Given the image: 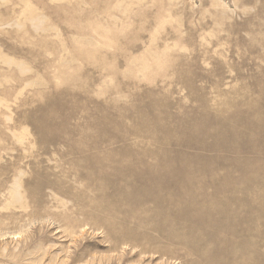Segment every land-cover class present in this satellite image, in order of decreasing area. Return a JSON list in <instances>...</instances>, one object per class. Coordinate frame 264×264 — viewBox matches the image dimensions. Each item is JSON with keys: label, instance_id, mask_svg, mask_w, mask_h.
<instances>
[{"label": "rangeland", "instance_id": "374dc122", "mask_svg": "<svg viewBox=\"0 0 264 264\" xmlns=\"http://www.w3.org/2000/svg\"><path fill=\"white\" fill-rule=\"evenodd\" d=\"M0 264H264V0H0Z\"/></svg>", "mask_w": 264, "mask_h": 264}, {"label": "bare ground", "instance_id": "6f19581e", "mask_svg": "<svg viewBox=\"0 0 264 264\" xmlns=\"http://www.w3.org/2000/svg\"><path fill=\"white\" fill-rule=\"evenodd\" d=\"M238 94H239V93H238ZM25 145H26V144H25ZM68 146H69V145H68ZM70 148H71V147H70ZM74 148H75V147H74ZM76 148H77V147H76ZM34 149H35V148H34ZM64 149H65V147H64ZM71 149H72V148H71ZM76 150H77V149H76ZM60 151H61V150H60ZM69 151H70V150H69ZM72 151H73V150H72ZM28 153H29V152H28ZM72 153H73V152H72ZM77 153H78V152H77ZM96 153H97V152H95V154H96ZM91 154H93V153H91ZM97 154H98V153H97ZM100 155H101V154H100ZM106 155H107V154H106ZM64 156H65V155H64ZM69 156H70V155H69ZM72 156H73V155H72ZM76 156H77V155H76ZM22 157H24V156H22ZM67 157H68V156H67ZM85 157H86V156H85ZM87 157H89V156H87ZM91 157H92V156H91ZM96 157H97V156H96ZM96 157H95V158H96ZM74 158H75V157H74ZM93 158H94V157H93ZM97 158H98V157H97ZM61 159H62V158H61ZM65 159H66V158H65ZM65 159H64V161H66ZM79 159H80V158L78 157V160H79ZM89 159H91V158H89ZM98 159H99V158H98ZM74 160H75V159H74ZM82 160H83V159H82ZM91 160H92V159H91ZM95 160H96V159H95ZM99 160H100V159H99ZM105 160H106V159H105ZM76 161H77V160H76ZM93 161H94V160H93ZM100 161H101V160H100ZM100 161H99V163L102 162V161H101V162H100ZM66 162H67V161H66ZM69 162H70V161H69ZM103 162H104V161H103ZM67 163H68V162H67ZM71 163H72V162H71ZM73 163H75V162H73ZM81 163H82V161H81ZM81 163L79 162V165H80ZM105 163H106V162H105ZM75 164H76V163H75ZM82 164H83V163H82ZM103 164H104V163H103ZM72 165H73V164H72ZM95 165H96V164H95ZM77 166H78V164H77ZM98 166H99V165H98ZM142 166H143V165H142ZM143 167H144V166H143ZM111 170H112V169H111ZM71 171H72V170H71ZM74 171H75V170H74ZM81 172H82V171H81ZM117 172H118V171H117ZM163 172H164V171H163ZM89 173H90V172H89ZM101 173H102V172H101ZM118 173H119V172H118ZM127 173H128V172H127ZM68 174H69V173H68ZM92 174H93V173H92ZM98 174H99V173H98ZM116 174H117V173H116ZM120 174H121V173H120ZM120 174H119V175H120ZM119 175H117V176H119ZM122 175H123V174H122ZM154 175H155V174H154ZM76 176H77V175H76ZM84 176H85V173H84ZM88 176H89V175H88ZM107 176H108V175H107ZM123 176H124V175H123ZM129 176H130V175H129ZM129 176H128V177H129ZM155 176H158V175H155ZM155 176H154V177H155ZM85 177H86V178H89L90 176H89V177L85 176ZM121 177H122V176H121ZM95 178H96V177H95ZM185 178H186V177H185ZM28 179H29V178H28ZM91 179H94V178H91ZM96 179H97V178H96ZM96 179H95V180H96ZM26 180H27V179H26ZM83 180H84V179H83ZM101 180H102V179H101ZM24 181H25V180H24ZM63 181H64V180H63ZM120 181H121V180H120ZM25 182H26V181H25ZM96 182H97V181H96ZM137 182H138V180H137ZM125 183H126V182H125ZM120 184H121V183H120ZM122 184H123V183H122ZM106 185H107V184H106ZM124 187H125V186H124ZM73 189H74V188H73ZM135 189H136V188H135ZM179 189H180V188H179ZM69 191H70V190H69ZM59 192H60V191H59ZM158 192H159V191H158ZM124 194H125V193H124ZM127 195H128V193H127ZM127 195H126V196H127ZM146 198H147V197H146ZM161 200L163 201V199H161ZM34 203H35V202H34ZM200 209H201V208H200ZM196 210H198V209H196ZM194 211H195V209H194ZM194 211H193V212H194ZM179 212H180V211H179ZM196 213H197V212H196ZM204 213H205V212H204ZM206 217H207V216H206ZM206 219H207V218H206ZM110 220H111V219H110ZM183 220H184V219H183ZM107 221H108V220H107ZM109 222H110V221H109ZM183 222H185V220H184ZM72 223H75V222L66 223V224L68 225L67 227H68V228H71L70 230H72V228L75 227V226H76V227H79V226H80V224H79L78 222H76L77 224H76V223H75V224H72ZM106 223H108V222H106ZM112 223H113V222H112ZM70 224H71V225H70ZM192 224H193V223H192ZM107 225H108V224H107ZM205 226H206V225H205ZM108 227H109V226H108ZM113 228H114V227H113ZM104 229H106V228H104ZM216 230H217V229H216ZM110 231H111V230H110ZM216 233H217V232H216ZM112 234H113V238H112L113 240H111V241H112V242H111L112 250H115L116 247H117V245H118L119 243H122V244L126 243V242L123 240V237L127 236L128 233L125 235V232H123L122 235H118V234L115 233V231H114V232H112ZM215 235H216V234H215ZM128 236H129V235H128ZM133 238H135V237H133ZM216 239H217V238H215V240H216ZM126 244H127V243H126ZM128 245H130V246H132V247H134V248L137 247V246L134 245V243H133V244H128ZM122 248H123V247H122ZM142 250H143L142 252H144V253L147 251L146 249H142ZM144 250H146V251H144ZM121 254H123V253H120L119 256H121ZM124 254H125V253H124ZM111 257H113V256H111ZM109 258H110V257H109ZM118 258H119V257H118ZM118 258H117V259H118ZM117 259H116V260H117Z\"/></svg>", "mask_w": 264, "mask_h": 264}]
</instances>
